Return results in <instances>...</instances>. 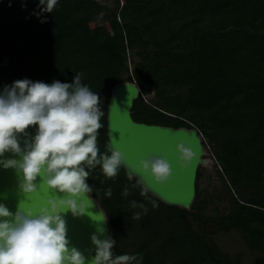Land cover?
<instances>
[{"label": "trees", "instance_id": "trees-1", "mask_svg": "<svg viewBox=\"0 0 264 264\" xmlns=\"http://www.w3.org/2000/svg\"><path fill=\"white\" fill-rule=\"evenodd\" d=\"M108 1L58 0L37 17L39 0H0V91L18 79L72 83L79 74L101 97L98 148L107 153L112 89L136 81L133 118L197 127L229 208L206 213L201 166L192 210L165 204L124 167L109 179L97 166L87 183L110 221L114 255L230 264L213 235L236 229L259 254L253 264H264V0Z\"/></svg>", "mask_w": 264, "mask_h": 264}, {"label": "clouds", "instance_id": "clouds-1", "mask_svg": "<svg viewBox=\"0 0 264 264\" xmlns=\"http://www.w3.org/2000/svg\"><path fill=\"white\" fill-rule=\"evenodd\" d=\"M57 3L39 0V11L33 14L53 13ZM100 104V95L83 84L79 74L72 83L18 79L0 91V157L8 152L20 157L0 159V165L16 170L19 190L26 197L39 193L41 185L50 193L30 206L21 200L15 213L0 203V264H86L85 255L68 239V212L88 215L97 223L99 234L91 236L95 255L88 264H140L142 257L137 255H114L116 240L100 238L106 232L100 222L108 217L89 211L94 206L93 188L87 183L91 171L100 166L105 177L114 179L126 166L125 153L113 142L107 145L110 155L99 151L104 116ZM175 155L187 170L197 152L190 143L180 142ZM136 170L144 174L138 184L145 176L160 185L173 178L169 160L154 149L140 159ZM105 195L110 197L111 190Z\"/></svg>", "mask_w": 264, "mask_h": 264}, {"label": "water", "instance_id": "water-1", "mask_svg": "<svg viewBox=\"0 0 264 264\" xmlns=\"http://www.w3.org/2000/svg\"><path fill=\"white\" fill-rule=\"evenodd\" d=\"M141 88L136 81L118 82L112 89L111 99L108 104V137L109 142L125 153L126 160L124 167L129 174L140 179L144 174L137 172L136 165L141 158H147L151 150H155L157 155L169 160L173 168V178L166 185H160L154 179L144 177L142 183L144 189L158 198L162 202L180 208L191 209L197 192L198 169L204 162L205 146L203 137L197 127L188 128L186 126L173 127L168 125L146 123L136 121L132 116V107L135 99L138 98ZM180 142H188L197 152L196 158L187 170H182L177 162V145ZM16 158L19 156L8 152L0 159ZM19 179L14 168H4L0 165V203L5 204L10 211L16 212L21 200L26 206H30L35 200L50 194L41 185L40 191L32 197H26L19 190ZM39 177L37 182H39ZM94 206L89 211L103 215L107 214L100 202L93 196ZM67 222V236L71 246L77 247L87 258L86 264L95 255V245L91 236L98 233L97 223L88 215L74 217L71 212L65 214ZM106 232L100 236L105 239L112 234L109 219L100 222Z\"/></svg>", "mask_w": 264, "mask_h": 264}, {"label": "rangeland", "instance_id": "rangeland-1", "mask_svg": "<svg viewBox=\"0 0 264 264\" xmlns=\"http://www.w3.org/2000/svg\"><path fill=\"white\" fill-rule=\"evenodd\" d=\"M105 4H110L108 0H99ZM154 93H149L144 96L146 99H151ZM204 162L201 165L202 177L200 180L201 188L205 190L211 200L207 203L206 213L213 215L216 213H225L229 206L227 200L221 199L220 195H225L226 186L218 172L216 154L212 147L205 146ZM192 210V209H189ZM213 238L218 245L222 256L230 260V264H253L258 253L253 252L244 242L242 233L239 230L233 229L226 232H219L213 235Z\"/></svg>", "mask_w": 264, "mask_h": 264}]
</instances>
